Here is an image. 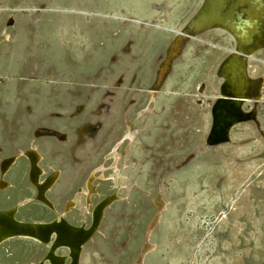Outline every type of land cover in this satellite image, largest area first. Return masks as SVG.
<instances>
[{
  "label": "rangeland",
  "instance_id": "1",
  "mask_svg": "<svg viewBox=\"0 0 264 264\" xmlns=\"http://www.w3.org/2000/svg\"><path fill=\"white\" fill-rule=\"evenodd\" d=\"M204 2L0 0V176L34 146L61 172L48 194L57 211L77 201L76 225L90 222V172L110 168L92 205L121 186L80 264H264V14L253 31L235 13L245 41L196 34ZM30 167L23 156L12 166L0 209L31 199L17 218L52 220ZM46 250L8 241L0 262L37 264Z\"/></svg>",
  "mask_w": 264,
  "mask_h": 264
},
{
  "label": "bare ground",
  "instance_id": "2",
  "mask_svg": "<svg viewBox=\"0 0 264 264\" xmlns=\"http://www.w3.org/2000/svg\"><path fill=\"white\" fill-rule=\"evenodd\" d=\"M263 9L264 5L261 0H205L195 18L192 20L191 26L196 34L216 28L222 29L230 34L238 35L242 38L241 40L245 41L248 36L245 35L246 32H242L234 25L236 15H238L235 13L237 11H243L244 19L248 20V23L251 24V30L254 31L258 20L264 14ZM2 40L3 37L0 36V43ZM224 94H229L225 96V99L229 98L230 100H234L235 103H240L239 98H233L231 96V91L225 92ZM238 95L241 96V94ZM37 137H54L61 142L66 140V135L54 130L42 128L37 131ZM125 139L133 143L135 133L127 134ZM121 143L116 147L120 146ZM113 153H116V149L113 150ZM21 156L25 157L31 163L30 178L36 190V200L49 208L56 216L49 221H26L18 219L17 215L20 213V209L32 202L33 200L31 199H25L21 203L9 208L0 209V248L8 241L27 240L47 247L46 253L37 264H80L84 248L100 228L105 218L106 210L115 202L121 200L119 197L121 186L116 187L115 190L113 189L114 191L112 190L113 192L111 194L99 195L101 200L92 205V197L97 190L94 184L97 179L95 176L98 173H102L101 178L105 180L104 173L110 168H106L105 165H99L92 173L90 172L84 181V185L86 184V202L84 205L85 209L88 210L87 213L90 215V222L87 224L83 221L76 225L67 219V215L77 205V201H66L62 211H57L48 194L58 182L61 172L57 170L49 173L46 172L42 166L44 157L34 146L22 151L20 155H14L2 162L0 188L3 189L10 185L5 181V177ZM117 156L118 154L114 157V166L120 159ZM81 188L76 191L73 198L76 197ZM79 198L80 195H78ZM151 233L152 227H149L147 239L151 237ZM62 251L66 253H60ZM0 264L2 263L0 262Z\"/></svg>",
  "mask_w": 264,
  "mask_h": 264
},
{
  "label": "crops",
  "instance_id": "3",
  "mask_svg": "<svg viewBox=\"0 0 264 264\" xmlns=\"http://www.w3.org/2000/svg\"><path fill=\"white\" fill-rule=\"evenodd\" d=\"M55 170L59 171L58 169H52V170H50V172H51V171H55ZM60 176H61V175H60ZM49 198H50V197H49ZM72 199H73V198H72ZM66 201H68V200H66ZM66 201H65V202H66ZM65 202H64V203H65ZM53 203H54V202H53ZM63 205H64V204H63ZM55 206H56V205H55ZM62 209H63V206H62V208H61V210H60L59 212H61ZM48 210H49V209H48ZM51 212H52V211H51Z\"/></svg>",
  "mask_w": 264,
  "mask_h": 264
}]
</instances>
